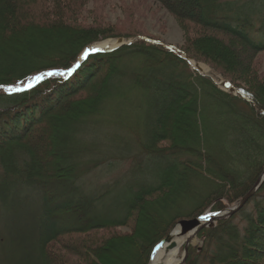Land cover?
Masks as SVG:
<instances>
[{
  "label": "trees",
  "instance_id": "1",
  "mask_svg": "<svg viewBox=\"0 0 264 264\" xmlns=\"http://www.w3.org/2000/svg\"><path fill=\"white\" fill-rule=\"evenodd\" d=\"M44 1L0 0V84L5 85L0 88V217L19 245L13 252L17 257L10 256L5 264H65L62 249L74 252L81 260L76 264H112L110 254L144 248L140 242L155 232L157 237L142 262L148 264L155 245L186 217L182 210L189 202L179 199L187 190V170L206 180L210 190L205 198L218 200L213 210H221L225 208L222 200L238 202L264 169V73L256 64V56L264 52V1L191 0L181 6L184 11H178L169 0H156L182 22L197 24L196 36L180 47L181 52L215 67L237 89L236 96L215 84L201 91L203 84L211 83L209 80L194 77L180 53L153 43L154 38L137 29L119 33L109 27L101 31L97 24L75 19L52 20L51 15L58 18L78 6L70 0H57L59 12L33 10ZM74 12L79 15L78 9ZM109 37L142 39L113 52L91 55L68 79L54 75L30 90H6L31 75L70 68L85 46ZM125 53L141 57L133 85L145 94L147 106L155 110L149 129L152 139L144 146L141 142V148L158 159L157 180L131 185L133 196L125 214H119L121 219L109 215L96 221L101 213L107 215L99 203L105 193L101 191L94 200L95 196L86 193V184L82 186L85 173L77 172L87 171L89 166L87 159L80 158L77 138L86 127L82 130L83 122L97 110V103L111 95L110 75L114 70L124 74ZM104 74L109 77L96 88L97 79ZM203 94H219L228 101L226 112L219 116V125L226 127L220 129L218 142L201 120ZM233 103L242 104L241 112ZM171 120L180 131L169 125ZM44 134L56 161L54 173L49 172L39 152ZM163 141L169 145L160 146ZM28 196L36 210L29 208ZM249 203L254 204V212L247 216L243 233L231 224L233 216L200 231L210 264H264V183ZM130 224L129 233L97 237L94 241L100 245L82 247L88 254L60 244L55 249L49 245L65 235ZM148 228L151 231L145 230ZM24 238L29 241L23 242ZM28 252L36 255L30 258ZM191 254L190 249L186 264H195Z\"/></svg>",
  "mask_w": 264,
  "mask_h": 264
},
{
  "label": "rangeland",
  "instance_id": "2",
  "mask_svg": "<svg viewBox=\"0 0 264 264\" xmlns=\"http://www.w3.org/2000/svg\"><path fill=\"white\" fill-rule=\"evenodd\" d=\"M70 1L72 2V5L76 4L78 8L72 7L70 12L64 11L61 14V17L57 18L51 15L50 18L52 20L63 19L65 21L75 19L87 25L97 24L101 31L105 30L106 27H109L119 33L137 29L140 31V34L156 39V41L167 45L169 48L175 50V52H178L180 47H183L184 44H189L190 40L196 36V31H198L197 24H194L193 22H182L176 15L171 13L167 7L165 8L156 0ZM169 1L178 11L183 10V8H181L182 5L187 6L191 3V0ZM43 3L45 6H41L39 4L33 10L40 12V10L44 11L51 9L48 14H54L57 10L56 8L60 7L57 4V0H45ZM77 9L79 11V15H77L78 12H74ZM107 40H116V38L109 37L106 39H99L95 42L98 43ZM256 60L258 70L261 73H264V52L259 53L256 56ZM122 61L125 64L124 74L121 70L119 73L117 70H114L115 73L111 74L110 77L104 74L102 77L97 79L98 82L96 88H99L104 82V79L109 77L108 80L111 84L109 85L111 88V95L109 96L108 94L97 103V110L94 109V111L89 115L90 117H87L88 120L83 122L85 125L81 126L82 130L84 126L86 127L77 138L80 141V158L84 157L87 159V166H89L87 171L84 169L83 171L79 170L77 172L82 176L85 173V176L82 179V186L85 188L84 183L86 184V193L90 196H95L94 200L96 197L97 199L100 197V194L98 193H101V191L105 193V196L99 200V203L104 206L103 212L107 215L102 216L103 213H101L99 220L97 219L96 221H103V219H106L109 215H111L114 219H121L119 214L121 216L125 214L129 201H131L133 196L132 193L134 187H131V185H135L137 183L136 186L138 187L140 185H145L143 183H155L157 180L158 159L154 156L152 157L148 155V152H144L141 148V142H143L142 146H144L152 139L149 129L151 127L150 123H152L151 119L155 113L154 108L147 106L145 94L141 95V93L137 91L138 89H136V86L133 85L134 72L136 74L139 69L141 57H135L131 54L125 53ZM197 62L204 64L209 67L213 73L219 75L216 68L212 67L206 61L198 60ZM187 69L194 77L202 74L197 70H193L188 64ZM114 75L117 76L114 77ZM203 76L211 82L202 85L201 91L204 90L205 92L208 87H211V85L215 83L211 76ZM200 83H203V81ZM124 89H128V92H125V94L122 93ZM219 90L226 92V89L221 87H219ZM89 96L90 94L88 95V98ZM208 96L205 94L202 95L201 120L205 121L210 137L212 139H216V142H218L221 139V135L219 134L220 129L226 127L224 125H219V122L222 121V117L219 119V116L221 115L220 112H224L227 109L228 101L219 94ZM142 99L145 101H142ZM233 104L237 106L239 111L242 110V104ZM169 125L178 130V125H174L172 120L169 122ZM45 134L41 140L39 152L41 155L43 153L42 156L46 160L45 165L47 166L49 172L54 173L56 170V166H54L56 165V161L51 156V150H49V143ZM74 138L76 139L75 135ZM168 145L169 142L167 141L160 143V146ZM188 155L191 156L190 152ZM85 159L82 160L86 162ZM196 174L197 172L195 171L189 172L187 170L185 175L187 178V190L185 192L186 197L182 196L181 199H179L181 202H189L182 210V212L186 215L184 218L188 219L193 218L200 211L214 209L218 202V200L214 198H205L210 190V186L206 180L196 178ZM9 186L10 184L7 185L6 188L9 189ZM184 189H186V186ZM160 196L161 195H157L156 198H159ZM25 198L29 204V208L36 210V205L31 207V201H33L32 197L28 196ZM222 201L223 206L225 207L233 206L232 204H235V202L230 203L227 200ZM246 204L244 206H246ZM23 205L24 203L22 202V211L25 210V205ZM180 206L182 207L183 203ZM244 206L242 207L243 210H241V208L238 212L233 215L231 214V216L234 217L231 224L238 226L241 233H243L244 228L247 225V216L254 212L253 203L247 204L245 208ZM97 212H99L98 209ZM131 219L132 218H130V220ZM5 225L6 220L0 217V255L2 256L0 258V264H5V261L8 260L10 256H12V258L17 257L13 254V252L19 246L17 245L16 238L14 234H12L11 229L9 227L4 228ZM131 226L132 224L126 226L112 225L108 226L106 231L96 229L87 232L86 234L76 233L72 235H65L62 237V240L52 241L49 245L55 249L57 245L59 246L60 244V247L61 245L64 247L68 246L75 248L76 252L88 254L87 251L82 250V247L100 245V242L94 241L97 237L107 239L116 233H129ZM169 226L170 225L167 227ZM145 230L151 231L149 228ZM155 237H157V234L155 232H151L144 238L143 242H140V245H145L144 248L141 247L136 251H134V249H130L131 251H125V253L116 250V254H110L111 257H108V261L112 264H142L143 260L148 257L149 250L147 254L146 251L151 241L156 239ZM197 238V243L190 246L192 250L191 256L193 255L194 260H196L193 262H195V264H210V259L203 250L204 238L201 233L197 235ZM28 241V238H24L23 242L26 243ZM24 248L27 250V246ZM60 252L63 256L61 260H63L65 264H76V262H81V260L73 254L74 252H68L63 249ZM35 255L36 253L30 254L28 252V256L30 258H33ZM119 261L121 263H119ZM188 264H190V262Z\"/></svg>",
  "mask_w": 264,
  "mask_h": 264
},
{
  "label": "bare ground",
  "instance_id": "3",
  "mask_svg": "<svg viewBox=\"0 0 264 264\" xmlns=\"http://www.w3.org/2000/svg\"><path fill=\"white\" fill-rule=\"evenodd\" d=\"M121 41L118 40H107L104 42H98L92 45L88 49H97V50H108L112 49L113 47L120 44ZM87 49V50H88ZM190 65L193 70H197L201 72L204 75L211 76L215 81L219 83L220 86L226 87L225 80L218 76L217 74L213 73L209 67L205 66L202 63H198L194 61V59H189ZM213 209H210L208 211H211ZM197 228L198 225L195 227L187 230V231H181L180 226H177L171 235L172 243H174V246L168 250H166L165 244L161 245L154 253L152 260L150 264H182V260L184 259V252L183 247L187 245L196 244L198 241L197 238ZM184 256V257H183Z\"/></svg>",
  "mask_w": 264,
  "mask_h": 264
},
{
  "label": "water",
  "instance_id": "4",
  "mask_svg": "<svg viewBox=\"0 0 264 264\" xmlns=\"http://www.w3.org/2000/svg\"><path fill=\"white\" fill-rule=\"evenodd\" d=\"M233 89L234 88H232V90ZM262 179L263 178H260L257 181V183L255 184V187L248 194H246L242 198V200L240 201V203L235 208L228 209L227 211L219 212V213L215 214L214 217L215 218H222V217L228 216L230 214H233L235 211H237L238 209H240L246 203V201L248 200V198L250 197V195L255 191L256 187L259 185V183L262 181ZM199 221H200L199 218H196V219H193V220H181L179 223L181 225L182 231H187V230L195 227L196 224L199 223ZM164 241H167L168 242V246H166V250H168V249H170V248H172L174 246V243L171 242L172 241L171 236H168ZM163 242H161V244Z\"/></svg>",
  "mask_w": 264,
  "mask_h": 264
},
{
  "label": "snow or ice",
  "instance_id": "5",
  "mask_svg": "<svg viewBox=\"0 0 264 264\" xmlns=\"http://www.w3.org/2000/svg\"><path fill=\"white\" fill-rule=\"evenodd\" d=\"M91 51H97V49H92ZM85 58H86V56H85ZM78 67H79V64H76L73 68L68 69V72L71 73L72 71H75V69ZM43 75L44 74H41L40 76L34 77L33 79L38 81L43 77ZM47 75H49V76H51V75H63V73L56 71V72H49V73H47ZM31 86H32V84H31V82H29L28 87H31ZM4 87H5V85L0 84V88H4ZM6 90L9 92H15V91H23L24 89H23V87L18 86V85H9V86H7Z\"/></svg>",
  "mask_w": 264,
  "mask_h": 264
}]
</instances>
